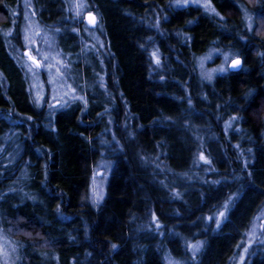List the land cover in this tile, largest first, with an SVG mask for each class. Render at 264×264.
I'll list each match as a JSON object with an SVG mask.
<instances>
[{
  "label": "trees",
  "instance_id": "16d2710c",
  "mask_svg": "<svg viewBox=\"0 0 264 264\" xmlns=\"http://www.w3.org/2000/svg\"><path fill=\"white\" fill-rule=\"evenodd\" d=\"M31 1L76 55L84 21L70 19L65 0ZM87 1L99 19L104 89L76 70L89 83L86 103L52 111L36 103L15 53L23 0H0V221L12 264H167L195 238L204 243L195 264H233L264 207V0H210L213 12L174 0ZM208 51H232L243 67L204 81L198 59ZM103 158L113 168L94 205ZM226 203L215 228L206 219ZM257 249L245 264H264V243Z\"/></svg>",
  "mask_w": 264,
  "mask_h": 264
},
{
  "label": "rangeland",
  "instance_id": "374dc122",
  "mask_svg": "<svg viewBox=\"0 0 264 264\" xmlns=\"http://www.w3.org/2000/svg\"><path fill=\"white\" fill-rule=\"evenodd\" d=\"M32 1L23 0V4L26 8L24 12V22H23V49H16V56L20 59L21 64L23 65L27 77L30 82L31 91L33 97L38 104H47L52 111H57L70 105L80 102L82 104L86 103V96L89 83L88 81H81L80 74L76 70L81 69L82 78H88L90 72H93V76L98 84L100 90L104 89V74L99 69L95 67V62H97L101 67L102 58L100 56V47L103 46L101 39L100 29H91L85 23V16L87 13L91 12L90 4L87 0H65L66 7L70 12H72V21H84L85 23V34L81 47L76 53V55L64 52L63 50L73 47L67 37L59 35V27L57 25H52V27H45L37 21L34 9L32 10ZM79 3L82 7L79 9L80 15L77 16L75 5ZM173 4L177 8L187 7L189 4L200 6L202 9L208 12H213V7L210 0H174ZM28 5V7H26ZM256 24L258 26L259 32L264 31V20L257 19ZM25 29H29V42H26L24 39ZM36 32H39V35H35ZM261 34V32H260ZM264 34V33H262ZM261 34V35H262ZM59 35V36H58ZM35 41L34 43L32 41ZM47 41V42H46ZM29 50L37 60L41 62V69H37L28 59L24 56V52ZM153 53L156 55L153 56ZM152 67L155 73H158L161 68V64L157 63V58H159V52L156 47L153 46L152 51ZM44 55L48 56V60H44ZM216 56H219L216 60ZM227 57V59H225ZM236 57L234 52H211L208 51L204 55L200 56L198 59L199 71L201 77L204 81H211L215 75L223 74L229 70L230 62ZM63 61V64L57 63V61ZM160 61V58H159ZM45 63H50L53 65L51 69V76L49 70L44 67ZM79 63L84 66H76L75 64ZM32 66V69L29 70V66ZM98 65V66H99ZM90 66V67H89ZM56 68L60 69V72L63 74L61 78L56 73ZM221 68H224L225 71H220ZM90 69V70H89ZM211 77V79H209ZM70 86V87H69ZM75 89V92L72 91ZM81 97L83 99H81ZM105 120V118H104ZM236 124L235 119H232L229 122V125L234 126ZM106 129L105 136L110 138L113 142L115 139L112 120L108 117L105 121ZM111 144L107 142L106 145ZM113 168V163L103 158L95 168L91 179L90 192H91V201L94 205L100 203L105 195L106 188L110 178V174ZM5 195L0 196V205L1 199ZM24 198V197H22ZM230 203H226L221 210L215 213L212 217L207 218V222H214V227H219L225 220L228 212ZM223 213V216L219 214ZM0 220L2 221L1 213ZM0 221V257L6 264H12L13 261V246L11 244V239L8 234L4 232L3 223ZM219 221V224H217ZM197 242H202L195 238V240H188L185 242L187 254L184 257L176 258L170 255H166L167 264H195L196 258L200 255L204 243L202 242V247L196 253V256L193 258L192 249L189 245L196 244ZM264 243V207L263 209L255 216L250 227L245 233L243 242L239 246L236 255L233 260V264H245L248 259L255 254L258 250L257 248ZM256 246H258L256 248ZM247 248L245 252L244 249Z\"/></svg>",
  "mask_w": 264,
  "mask_h": 264
},
{
  "label": "snow or ice",
  "instance_id": "6c2138e0",
  "mask_svg": "<svg viewBox=\"0 0 264 264\" xmlns=\"http://www.w3.org/2000/svg\"><path fill=\"white\" fill-rule=\"evenodd\" d=\"M185 3H187V0H185ZM26 7H28V5H26ZM75 9H76V14L77 16L80 15V11L79 9L82 7L81 4L77 3L75 6ZM89 23H92V24H95L96 23V18L94 17V15H92L91 13H89ZM28 31L29 29H25V36H24V39L26 42H29V35H28ZM10 34L9 33H6V35ZM35 35H39V32H36ZM33 43L35 42L34 40L32 41ZM47 42V41H46ZM26 55L29 56V59L33 61V64L36 66V67H40L41 66V62L39 60L36 59L35 56H32L30 52L26 53ZM156 54L153 53V56H155ZM44 60L47 61L48 60V56L47 55H44ZM225 59H227V57H225ZM159 58H157V63L159 64ZM57 63L59 64H63V61H57ZM232 67L235 68V67H238L240 64H241V60L240 58H236L234 59L232 62ZM44 67H46L48 70H49V73H50V76H51V69L53 67L52 64L50 63H45L43 65ZM32 69V66L30 65L29 66V70ZM220 71H225L224 68H221ZM56 73L61 77L63 78V74L60 72V69L59 68H56ZM209 79H211V77H209ZM70 87V86H69ZM73 92H75V89H72ZM81 99H83L81 97ZM200 158L203 159V160H206V157H204L203 153L200 154ZM208 163H210V161H207ZM220 216H223V213H220L219 214ZM155 218V217H154ZM217 224H219V221H217ZM157 227H159V225H157ZM113 247H115V245H113ZM189 247L192 249V256L193 258L196 256V253L200 250V248L202 247V242H197L196 244H193V245H189ZM2 251V250H0ZM244 251L246 252L247 251V248L244 249Z\"/></svg>",
  "mask_w": 264,
  "mask_h": 264
},
{
  "label": "water",
  "instance_id": "95a60500",
  "mask_svg": "<svg viewBox=\"0 0 264 264\" xmlns=\"http://www.w3.org/2000/svg\"><path fill=\"white\" fill-rule=\"evenodd\" d=\"M89 13H91L92 15H94V17L96 18V23L95 24H92V23H89ZM89 13H87L86 14V16H85V23H86V25L89 27V28H91V29H95L97 26H98V24H99V19H98V16L96 15V13H94V12H89ZM28 52H30L29 50H27V51H25L24 52V56L28 59V61L30 62V63H32L33 64V61L32 60H30L29 59V56L28 55H26V53H28ZM31 53V52H30ZM32 55V54H31ZM33 56V55H32ZM240 60H241V64L238 66V67H235V68H233L232 67V61L230 62V65H229V70L230 71H233V72H236V71H239V70H241L242 69V67H243V60L240 58ZM34 65V64H33ZM35 66V65H34ZM36 67V66H35ZM37 69H41L42 67L40 66V67H36Z\"/></svg>",
  "mask_w": 264,
  "mask_h": 264
},
{
  "label": "bare ground",
  "instance_id": "6f19581e",
  "mask_svg": "<svg viewBox=\"0 0 264 264\" xmlns=\"http://www.w3.org/2000/svg\"><path fill=\"white\" fill-rule=\"evenodd\" d=\"M89 28V27H88Z\"/></svg>",
  "mask_w": 264,
  "mask_h": 264
}]
</instances>
